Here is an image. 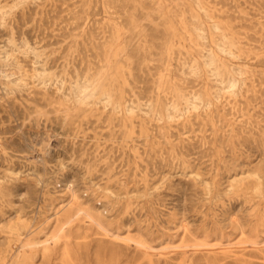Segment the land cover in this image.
<instances>
[{
  "label": "rangeland",
  "instance_id": "1",
  "mask_svg": "<svg viewBox=\"0 0 264 264\" xmlns=\"http://www.w3.org/2000/svg\"><path fill=\"white\" fill-rule=\"evenodd\" d=\"M10 263L264 264V0H0Z\"/></svg>",
  "mask_w": 264,
  "mask_h": 264
},
{
  "label": "bare ground",
  "instance_id": "2",
  "mask_svg": "<svg viewBox=\"0 0 264 264\" xmlns=\"http://www.w3.org/2000/svg\"><path fill=\"white\" fill-rule=\"evenodd\" d=\"M73 22V21H72ZM220 22V21H219ZM99 23V22H98ZM204 38V37H203ZM68 42V41H67ZM191 42V41H190ZM200 46V45H199ZM14 49V48H13ZM46 56V55H45ZM99 57V56H98ZM191 66V65H190ZM259 66V65H258ZM59 82V81H58ZM99 82V81H98ZM87 84V83H86ZM72 188V187H71ZM75 196V195H74ZM110 211V210H109ZM88 218V217H87ZM86 218V219H87ZM4 227V226H3ZM6 228V227H5ZM2 230V229H1ZM13 235V234H12ZM20 235V233L14 237H16L15 239H12L13 242H11L9 245L11 247V249L13 250L14 254H15V259L17 260H25L24 262H26L27 259H33V254H30V253H33L34 251L36 250H29L27 247H30V246H34L33 244L31 243H24L23 245L22 244H19V240H18V236ZM22 236V235H20ZM13 238V236H12ZM10 239V238H9ZM44 244V243H43ZM44 246V245H43ZM47 246V245H46ZM35 247V246H34ZM38 247V246H37ZM48 247V246H47ZM45 248V249H48V248ZM142 247V246H141ZM230 247V246H229ZM52 249V248H51ZM10 250V249H9ZM50 250V249H49ZM46 251V250H45ZM49 252V251H48ZM57 253V252H56ZM32 261V260H31ZM34 261V259H33ZM11 264V263H10Z\"/></svg>",
  "mask_w": 264,
  "mask_h": 264
}]
</instances>
